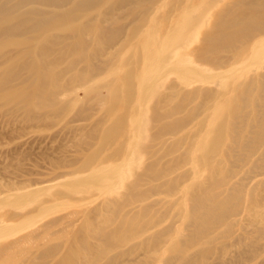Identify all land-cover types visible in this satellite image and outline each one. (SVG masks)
Masks as SVG:
<instances>
[{
	"label": "rangeland",
	"instance_id": "1",
	"mask_svg": "<svg viewBox=\"0 0 264 264\" xmlns=\"http://www.w3.org/2000/svg\"><path fill=\"white\" fill-rule=\"evenodd\" d=\"M236 2L224 0L212 9L204 8L203 0L193 4L192 15L204 14L206 25L192 36L176 31L166 49L187 40L175 51L182 60L146 94L138 93L139 109L159 103L171 113L165 124L189 122L154 141L146 137L157 128L142 131L141 123L135 124L131 139L121 142L122 154H101L108 160L92 171L98 174L88 171V159L101 141L121 135L126 125L119 121L126 115L120 117L118 110L109 116L105 101H99L108 92L96 86L118 77L130 54L108 63L89 58L95 81L56 100L52 94L60 90L49 86L41 96L43 106H28L10 91L29 75L21 72V79L5 81L0 87V231L5 230L0 264H67L63 253L70 249L81 256L73 264H264V38L238 50L264 27V11L253 27L240 29L233 21L251 17V10L241 0L234 7ZM172 3L164 1L153 20L159 21ZM140 11L133 16L118 11L114 17L105 11L97 25L133 35ZM147 30L140 28L138 37ZM93 32L74 34L85 47L76 55L65 50L68 57L55 71L67 66L72 71L57 85L65 86L76 73L87 74L81 61L92 57L91 48L101 42ZM226 40L234 42L229 49L234 56L216 60L210 42ZM194 48L198 62L189 55ZM75 59L79 62L73 65ZM176 84L197 90L175 97ZM179 104L184 106L177 110ZM112 235L114 244L107 240Z\"/></svg>",
	"mask_w": 264,
	"mask_h": 264
},
{
	"label": "bare ground",
	"instance_id": "2",
	"mask_svg": "<svg viewBox=\"0 0 264 264\" xmlns=\"http://www.w3.org/2000/svg\"><path fill=\"white\" fill-rule=\"evenodd\" d=\"M164 1L166 0H0V69H4L0 73V87H3L5 81L8 79H21V72L29 75L27 77L28 80L23 82L21 86L10 88V91H13L17 98L24 100L28 106L35 104L43 106L40 102L41 96H44V92H46L49 86L55 90H60L58 94H52L54 100L65 94L77 92V89L85 90V86L91 84L92 81H95L93 79L97 77L90 73L94 69L90 64L89 58L95 60L104 59L108 63L120 54H130L128 56L129 62L118 68V77L111 76L106 78L103 81H99L96 86V88H99L98 91L105 89L108 92V96L105 99L102 97L99 100L105 101L107 114L113 116L116 111L121 110L120 117L125 115L126 117L121 119L119 123H122L123 126L126 125V127H123L121 135L115 136L111 141L105 139L101 141L97 153L88 159V171L90 173L108 160L102 158L104 155L122 154L124 144H121V142L131 139V135L135 132V124L139 123L137 125L139 126L141 123L140 128L142 131H145L147 128H157V133L146 137V139L154 141L159 139L164 133L179 131L181 126L189 122L174 120L170 124H165L164 120L171 113L164 109L163 106L158 105L159 103L144 110L139 109V100H141L137 98L139 91H143L146 94V90L153 88L156 81L158 82L163 79L169 72L175 71V65L180 62L181 58L179 57L180 59H178L175 51L184 47L187 40L182 39L175 50L166 49L167 45L173 42L172 37L174 33L178 30H184L185 33L192 36L196 32L201 31L207 23L204 14L192 15L193 4H196L198 1L202 2V0H191L190 6L185 5L186 0H173L167 13L159 21H154V14L161 8ZM203 1L206 4L204 8L212 9L224 0L220 2L219 0L217 2L216 0ZM230 1H238L234 7L240 2V0ZM241 1L240 3L250 6L251 17L235 19L233 25H236L240 29L251 27V25L253 27L258 18L259 11H264V0ZM105 6L107 9L102 10ZM140 9V14L134 19L138 22V27H136L133 35H125L119 27L109 30L108 26L97 25L100 16H103L105 11L111 17L116 16V12L118 11H121L120 15L122 16H133L135 15V11ZM233 13H235V10H233ZM137 19L139 20L137 21ZM82 20H86V23L76 26ZM72 21L75 23H71ZM91 21L95 23H90ZM213 24L216 25L217 23L213 21ZM140 28H149V30H147L145 35L138 37V30ZM79 30L95 31L93 32L94 35L101 42L99 44L97 41L96 43L98 44L91 48V51H93L92 57H86L81 61L86 65L87 74L81 76L80 73H76L74 77L68 79V82L64 84L65 86H59L57 85L58 81L66 78L67 74L72 71V68L68 66L64 70L55 71L68 57L65 50L68 49L70 53L74 52L76 55L85 47V44L74 36ZM53 31H62V33L53 34L55 33ZM255 31L258 33L256 36L249 35L244 42L240 43L238 47V50H241L240 52L244 51L249 44L257 46L256 44L260 43L259 41L264 38V27H259ZM134 37L138 38V43L134 47H131L130 44L134 41ZM71 38V44H63L67 39ZM232 43L234 42H230L229 40L217 43L215 41L210 42V50L214 53L216 60L232 58L234 56L229 50L233 48ZM189 55L194 62H198L200 59L199 50L196 48ZM77 62L79 60L75 59L73 65ZM163 67L165 68L164 70ZM102 70L98 75H101ZM147 79H153V84L147 83ZM173 88L175 89V97H183L185 92L197 90L196 88L188 90L177 84L173 85ZM206 93L209 94L207 89ZM119 94H123V99L115 100ZM142 101H144V98ZM183 106L179 104L174 107L180 110ZM231 112L233 111L231 110ZM231 112L230 116L232 115ZM106 132L111 134L113 128L109 126L106 128ZM189 138L190 136L185 138V140H189ZM127 144V149L133 151L134 147L129 146L131 145L129 142ZM135 147L137 148V145ZM126 161L125 164L127 163ZM115 169H113L114 175L116 173ZM85 171L78 169L77 173ZM95 172L97 171H94V174H96ZM98 182L92 181L91 183L99 187L100 184ZM92 184L90 186H93ZM65 188L67 190V187ZM40 189L36 192L41 191ZM129 194L131 195L130 192ZM47 208L45 209L47 210ZM112 221L113 217L105 218L103 225L106 226V224ZM3 231L5 232L4 229ZM9 231L6 232L9 234ZM2 232L0 231V233ZM113 236H110L109 239L107 238L110 243L112 241V244L115 243ZM101 252L99 251V254ZM63 256L66 258L67 264H73L81 257L79 252L72 249L63 253Z\"/></svg>",
	"mask_w": 264,
	"mask_h": 264
}]
</instances>
